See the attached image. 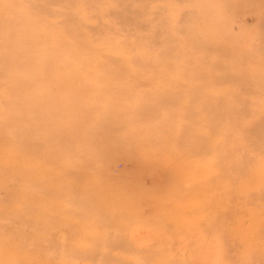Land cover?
Here are the masks:
<instances>
[{
	"label": "rangeland",
	"instance_id": "1",
	"mask_svg": "<svg viewBox=\"0 0 264 264\" xmlns=\"http://www.w3.org/2000/svg\"><path fill=\"white\" fill-rule=\"evenodd\" d=\"M0 264H264V0H0Z\"/></svg>",
	"mask_w": 264,
	"mask_h": 264
}]
</instances>
